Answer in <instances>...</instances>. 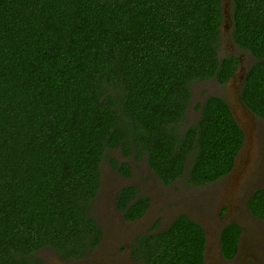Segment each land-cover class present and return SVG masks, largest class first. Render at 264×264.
Instances as JSON below:
<instances>
[{"label": "trees", "instance_id": "1", "mask_svg": "<svg viewBox=\"0 0 264 264\" xmlns=\"http://www.w3.org/2000/svg\"><path fill=\"white\" fill-rule=\"evenodd\" d=\"M235 45L251 54L243 104L264 120V0H231ZM224 0H0V264L90 256L104 239L96 215L103 164L126 177L149 166L167 186L225 179L246 133L211 95L188 110L199 81L227 85L241 61L225 54ZM151 196L122 188L117 209L143 217ZM249 209L264 221V187ZM139 235V264H205L206 231L188 214ZM242 227L222 233L233 258Z\"/></svg>", "mask_w": 264, "mask_h": 264}, {"label": "rangeland", "instance_id": "2", "mask_svg": "<svg viewBox=\"0 0 264 264\" xmlns=\"http://www.w3.org/2000/svg\"><path fill=\"white\" fill-rule=\"evenodd\" d=\"M224 9V53L237 56L241 66L225 86L215 80L199 81L192 85L193 98L188 120L192 123L199 118L200 112L196 106L209 96L218 95L228 99L249 138L234 173L201 187L189 184L186 178L173 186H167L151 169L146 158L137 162L115 151L114 157L130 163L133 176L122 175L108 161L103 164L102 188L96 204L98 221L105 230L103 243L90 257L79 261L63 260L54 251L46 249L40 254L45 264H138L131 255L135 236L147 232L156 222H159V230H165L183 213L198 219L210 234L207 264H264V224L253 218L248 208L250 195L264 186V120L258 119L247 109L241 99L246 73L255 58L238 48L233 41L231 0H224ZM128 185L140 187L152 198L148 214L136 222H127L116 206L120 191ZM231 222L241 223L246 231L238 258L227 262L220 255V235L222 229Z\"/></svg>", "mask_w": 264, "mask_h": 264}, {"label": "flooded vegetation", "instance_id": "3", "mask_svg": "<svg viewBox=\"0 0 264 264\" xmlns=\"http://www.w3.org/2000/svg\"><path fill=\"white\" fill-rule=\"evenodd\" d=\"M246 77V76H245ZM244 84V83H243ZM243 87V86H242ZM244 129V128H243ZM245 131V130H244ZM245 133H246V141L247 140H249V138H248V136H247V132L245 131ZM246 141H245V144H246ZM245 147V146H244ZM243 147V148H244ZM243 150V149H242ZM242 152V151H241ZM241 154V153H240ZM240 156V155H239ZM239 159V158H238ZM237 164H238V161H237ZM238 167V165H236V168ZM236 168H235V170H236ZM234 170V171H235ZM234 171L232 172V173H234ZM231 173V174H232ZM230 174V175H231ZM229 175V176H230ZM229 176H227V177H229ZM226 177V178H227ZM264 187V186H263ZM261 188V187H260ZM259 189V188H258ZM143 191V190H142ZM255 191V190H254ZM146 194V193H145ZM253 194V193H252ZM251 194V195H252ZM148 195V194H147ZM251 195H250V197H251ZM119 196V195H118ZM150 196V195H149ZM250 197H249V199H250ZM249 199H248V204H249ZM117 203V202H116ZM151 206H152V203H151V205H150V208H151ZM150 208H149V210H150ZM248 208H249V205H248ZM149 210L147 211V213L143 216V217H141L140 219H138V220H135V221H132V222H136V221H139V220H141V219H143L147 214H148V212H149ZM249 211H250V209H249ZM225 213H226V209H225ZM250 213L252 214V212L250 211ZM185 214H187V213H185ZM188 215H190V214H188ZM191 216V215H190ZM252 216H253V218H255L256 220H258L259 222H261V223H263L264 224V221H262V220H260V219H258L257 217H255L253 214H252ZM195 221H197L199 224H201L202 226H203V228L205 229V231H206V236H207V247H206V253H205V264H207V254H208V251H209V244H210V234L207 232V228L205 227V225H203V223H201L198 219H196V218H194L193 216H191ZM161 221V220H160ZM174 221V220H173ZM127 222H129V221H127ZM158 222H156L154 225H153V227L157 224ZM231 224H238L240 227H242V233L239 235V239H238V248H237V251H236V253H235V255H234V257L233 258H229V257H227V256H225L224 255V253H223V248H222V233H223V231H224V229L228 226V225H231ZM152 227V228H153ZM151 228V229H152ZM151 229H149L147 232H141V233H139V234H137L136 236H135V238H134V240H133V243H132V246H131V255H132V257H133V244H134V242H135V240H136V238L139 236V235H141V234H145V233H150V231H151ZM105 231V230H104ZM157 231H161V230H157ZM245 231H246V229H245V226H243L241 223H239V222H231V223H228L223 229H222V232H221V235H220V255H221V257L225 260V261H227V262H233L235 259H237L238 258V256H239V254L241 253V249H242V237H243V235H244V233H245ZM104 238H105V234H104ZM103 241H104V239H103ZM103 241H102V243H103ZM101 243V244H102ZM101 244H100V246H101ZM99 246V247H100ZM98 247V248H99ZM97 248V249H98ZM97 249H95V251L97 250ZM94 251V252H95ZM93 252V253H94ZM92 253V254H93ZM91 254V255H92ZM90 255V256H91ZM90 256H88V257H90ZM88 257H85V258H88ZM85 258H82V259H79V260H83V259H85ZM133 259H134V257H133ZM79 260H66V261H79ZM135 260V259H134ZM135 262L137 263V261L135 260ZM139 264V263H138Z\"/></svg>", "mask_w": 264, "mask_h": 264}, {"label": "water", "instance_id": "4", "mask_svg": "<svg viewBox=\"0 0 264 264\" xmlns=\"http://www.w3.org/2000/svg\"><path fill=\"white\" fill-rule=\"evenodd\" d=\"M246 107V106H245ZM233 109V108H232ZM248 109V108H247ZM234 111V110H233ZM234 114H235V112H234ZM235 116H236V114H235ZM236 118H237V116H236ZM237 120L239 121V119L237 118ZM239 123L241 124V122L239 121ZM241 126L243 127V125L241 124ZM244 128V127H243ZM245 130V129H244ZM246 131V130H245Z\"/></svg>", "mask_w": 264, "mask_h": 264}]
</instances>
